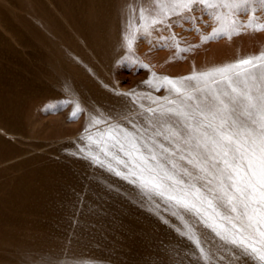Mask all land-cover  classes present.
<instances>
[{
    "label": "rangeland",
    "instance_id": "obj_1",
    "mask_svg": "<svg viewBox=\"0 0 264 264\" xmlns=\"http://www.w3.org/2000/svg\"><path fill=\"white\" fill-rule=\"evenodd\" d=\"M149 6L161 5L0 0V264H206L183 234L195 211L141 187L129 171L136 154L101 134L119 125L129 139L161 140L147 109H174L175 94L158 78L195 75L200 87V73L264 53V29L213 37L223 30L215 9L196 5L146 34L139 13ZM173 35L189 50L158 39ZM196 226L212 238L211 264H264Z\"/></svg>",
    "mask_w": 264,
    "mask_h": 264
},
{
    "label": "snow or ice",
    "instance_id": "obj_2",
    "mask_svg": "<svg viewBox=\"0 0 264 264\" xmlns=\"http://www.w3.org/2000/svg\"><path fill=\"white\" fill-rule=\"evenodd\" d=\"M158 2L159 9H140L146 34L158 24L167 28L163 17L171 19L194 12L196 5L215 9L213 16L223 30L217 33L214 29L213 37L225 32L240 34L246 28L254 32L264 29V0ZM158 39H170L179 51L189 50L179 48L175 35ZM126 40L131 51L132 39ZM158 79L160 87L167 85L165 90L175 94L170 101L174 109H147L151 127L160 129L156 135L161 140L153 137L141 142L140 136L129 139L119 126H110L101 135L112 142L117 152L130 158L136 154L129 171L137 170L133 174L142 180L141 187L195 211L199 220L185 224L183 234L206 264H211L216 254L212 238L197 228V222L225 243L250 250L264 261V53L200 73V87L192 83L198 79L195 75ZM193 90L203 93L204 98L193 95ZM75 117L73 113L72 119ZM101 151L108 155L105 148ZM113 159L120 163L117 155Z\"/></svg>",
    "mask_w": 264,
    "mask_h": 264
},
{
    "label": "bare ground",
    "instance_id": "obj_3",
    "mask_svg": "<svg viewBox=\"0 0 264 264\" xmlns=\"http://www.w3.org/2000/svg\"><path fill=\"white\" fill-rule=\"evenodd\" d=\"M215 11V10H214ZM213 12V11H212ZM213 14V13H212ZM214 17V16H213ZM3 18V17H2ZM3 20V19H2ZM1 21V20H0ZM208 23H211V22H208ZM208 25H210V24H208ZM8 26V25H7ZM207 26V25H206ZM96 31V30H95ZM93 32V31H92ZM14 33V32H13ZM93 33H95V32H93ZM96 33H97V31H96ZM78 35V34H77ZM97 34H95V36H96ZM93 36V34L91 35V37ZM93 38H95L94 36H93ZM96 38H98V37H96ZM85 40V39H84ZM98 40H100V39H98ZM21 42V41H20ZM87 42V41H86ZM92 42V41H91ZM20 44V43H19ZM21 44H23V43H21ZM143 44V43H142ZM141 44V45H142ZM147 45H149L148 43H147ZM88 47H90V46H88ZM145 48V47H144ZM75 51V50H74ZM77 51V50H76ZM76 51H75V53H76ZM78 52V51H77ZM174 94V93H173ZM153 106H154V104H152ZM123 106V105H122ZM129 107H131V106H129ZM151 107V105L149 106V108ZM112 108V107H111ZM115 108V107H114ZM147 108V107H146ZM146 108H143V109H146ZM142 110V109H141ZM113 111V110H112ZM145 111V110H144ZM109 112V111H108ZM105 113H107V112H105ZM122 113H125V112H122ZM132 114H134V115H136V112H134V113H132ZM132 114H128L130 117H132ZM108 115V114H107ZM110 116H111V114H109ZM117 115H119V114H117ZM116 115V116H117ZM113 116V115H112ZM125 116H127V115H125ZM125 116H123V117H125ZM128 116V117H129ZM116 118V117H115ZM120 118H122V117H120ZM120 118H118V119H120ZM95 119H97V118H95ZM99 119V118H98ZM112 119V118H111ZM99 120H101V118L99 119ZM114 120H116L117 121V119H114ZM113 120V121H114ZM122 120V119H121ZM108 121V120H107ZM113 121H111V122H113ZM124 121V120H123ZM89 122V121H88ZM109 122V121H108ZM92 123V122H91ZM98 122H96V124H97ZM107 123V122H106ZM90 124V123H89ZM94 124V123H93ZM108 124V123H107ZM113 124V123H112ZM92 126V125H91ZM119 126V125H118ZM98 128V127H97ZM90 129V128H89ZM88 129V130H89ZM88 130H86V131H88ZM90 130H92V128L90 129ZM83 133V132H82ZM82 133H80V134H82ZM87 150V149H86ZM83 157V156H82ZM85 159V158H84ZM88 160V159H87ZM100 160V159H99ZM83 163H85V162H83ZM88 163V162H87ZM86 164V163H85ZM91 164V163H90ZM93 164V163H92ZM103 164V163H102ZM116 164H117V162H116ZM106 165V164H105ZM119 165H121V164H119ZM87 166V165H86ZM108 170V169H107ZM109 172V171H108ZM99 174V173H98ZM97 174V175H98ZM106 174V173H105ZM112 174V173H111ZM111 174H110V176H111ZM114 174V173H113ZM116 176V175H115ZM128 177V176H127ZM112 178V177H111ZM116 177H114L113 178V180L115 179ZM119 178V177H118ZM130 178V177H129ZM117 181V180H116ZM129 181H130V179H129ZM119 182H121V181H119ZM118 182V183H119ZM117 183V182H116ZM120 184V183H119ZM123 185V184H122ZM152 193V192H151Z\"/></svg>",
    "mask_w": 264,
    "mask_h": 264
}]
</instances>
